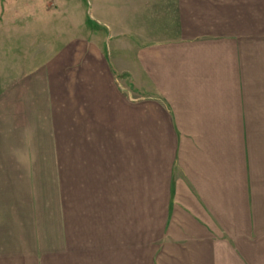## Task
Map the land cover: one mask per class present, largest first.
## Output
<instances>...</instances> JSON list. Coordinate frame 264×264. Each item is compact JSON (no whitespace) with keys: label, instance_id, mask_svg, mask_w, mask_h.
Segmentation results:
<instances>
[{"label":"rangeland","instance_id":"rangeland-1","mask_svg":"<svg viewBox=\"0 0 264 264\" xmlns=\"http://www.w3.org/2000/svg\"><path fill=\"white\" fill-rule=\"evenodd\" d=\"M104 10L0 0V263L159 264L150 163L168 133L148 118L169 106L157 85L169 64L156 56L170 47L150 43L240 44L264 122V0H186V31L170 7L161 29L134 7Z\"/></svg>","mask_w":264,"mask_h":264},{"label":"crops","instance_id":"crops-1","mask_svg":"<svg viewBox=\"0 0 264 264\" xmlns=\"http://www.w3.org/2000/svg\"><path fill=\"white\" fill-rule=\"evenodd\" d=\"M185 1L94 3L112 15L134 7L160 29L156 16L170 13V23L186 31ZM150 45L170 47L156 56L169 64L157 84L169 106L159 102L148 118L167 122L168 133L161 134L159 154L150 163L160 180L159 264H264V122L262 107L251 112L262 104V82L247 70L240 44L234 49L227 40ZM170 122L178 133H171ZM143 158L150 160L147 153Z\"/></svg>","mask_w":264,"mask_h":264}]
</instances>
